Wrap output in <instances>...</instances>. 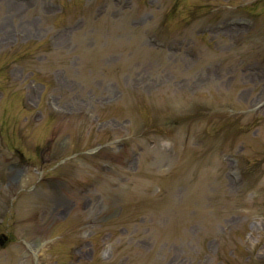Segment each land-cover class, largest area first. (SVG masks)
<instances>
[{
	"label": "rangeland",
	"instance_id": "374dc122",
	"mask_svg": "<svg viewBox=\"0 0 264 264\" xmlns=\"http://www.w3.org/2000/svg\"><path fill=\"white\" fill-rule=\"evenodd\" d=\"M0 264H264V0H0Z\"/></svg>",
	"mask_w": 264,
	"mask_h": 264
},
{
	"label": "water",
	"instance_id": "95a60500",
	"mask_svg": "<svg viewBox=\"0 0 264 264\" xmlns=\"http://www.w3.org/2000/svg\"><path fill=\"white\" fill-rule=\"evenodd\" d=\"M7 242H8V239H6V237L4 235H1L0 236V245L2 248H4L6 246Z\"/></svg>",
	"mask_w": 264,
	"mask_h": 264
}]
</instances>
